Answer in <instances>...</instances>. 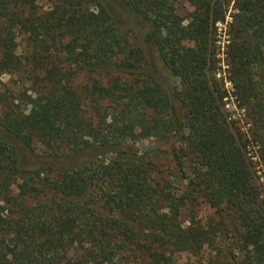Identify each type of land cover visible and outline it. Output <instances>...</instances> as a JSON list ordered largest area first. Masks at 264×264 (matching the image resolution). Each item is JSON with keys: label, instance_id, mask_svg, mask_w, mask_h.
<instances>
[{"label": "trees", "instance_id": "16d2710c", "mask_svg": "<svg viewBox=\"0 0 264 264\" xmlns=\"http://www.w3.org/2000/svg\"><path fill=\"white\" fill-rule=\"evenodd\" d=\"M48 1L0 0V264H177L204 247L209 264H246L241 246L264 264V0H189L186 16L175 0ZM4 74L31 91L11 99ZM148 138L182 144L171 176L184 187L161 151L143 158L134 144Z\"/></svg>", "mask_w": 264, "mask_h": 264}, {"label": "rangeland", "instance_id": "374dc122", "mask_svg": "<svg viewBox=\"0 0 264 264\" xmlns=\"http://www.w3.org/2000/svg\"><path fill=\"white\" fill-rule=\"evenodd\" d=\"M174 4L176 6L177 12L183 16L190 14V12H192L193 10V6L189 0H175ZM38 5L40 7V10L42 11L48 10L51 6L48 0H38ZM124 24L125 23L123 21H120V20L118 21V25L120 26L121 31L126 33L129 30L128 29L129 26L124 25ZM222 27L223 25H220L218 28V36H217L218 41L216 42L217 43L216 51L218 52L217 56L223 58L224 57L223 52L225 51L227 37L224 35V31H222ZM129 37H130V41L132 42V44H134V38L136 37L133 34V32L129 33ZM222 64L224 68L227 67L225 62H222V61L218 65H222ZM218 73H220L221 75H224L226 74V71L224 72V69L219 68ZM1 79H2V82L4 83L3 90L7 92V94L9 95L11 99L12 97H17V96L19 97L20 95L23 98V95H24L23 93L25 89H27L29 92L31 91L29 87L32 84V81H33L32 78L25 79L23 75L4 74L2 75ZM83 81H84V78L80 79L79 77L76 82L81 83ZM176 84L178 85V82H176ZM229 87H231V85H229ZM13 91L15 93H13ZM19 101H20L19 98H17L16 102L19 103ZM22 108H23V105H22ZM226 108L234 109V111L229 110V112H233V117L239 121L238 126L239 127L243 126L244 131H247L251 124L249 123V120L247 116L245 115V109L242 108V110L241 109L235 110V107H227V106ZM175 144H176V147L178 148L182 147V144L179 141H175V138H172L166 142H163V141L161 142L155 138L140 139L134 145L139 150V152L142 154L143 158H147V157L150 158L148 153H152L154 150L161 151L162 154H160V157L158 156L154 158V160H156L157 162H160L159 163L160 168L164 172L163 175H166V178L172 181L174 187L181 189L182 187H184L186 182L182 179H176L173 176H171V173L173 175L178 172L175 166V162H173L172 160L173 155L171 153ZM35 145H36L37 152H39L40 154H47L51 151V148L45 146L41 142H35ZM183 159L185 162L186 172L189 175H192V168H191V163H190L189 158L185 157ZM256 169L258 171L257 172V182L264 184V168L261 165L257 164ZM197 216L203 222L216 223V221L218 220V218L215 215V210L212 207H210V205L206 202L200 203L198 207V211H197ZM182 219L185 220V222L189 219V214L187 210L183 211ZM227 224H228V229L226 232L227 236L219 237L215 242L216 245L224 249V251L228 249L229 242H231L230 239H233L232 235L235 231L234 226L231 223V219L228 217H226V225ZM69 251H70L69 255L72 257L76 254L74 249L72 250L70 249ZM233 252L235 253L237 257H241V260H245L246 264H249L246 250L242 248V246H241V251L239 249H234ZM216 256H217V251L215 249H213L212 247H204L201 250V252L197 255H194L188 252H177L174 255V260L177 264H187V263L188 264H209L210 260L215 259Z\"/></svg>", "mask_w": 264, "mask_h": 264}, {"label": "built area", "instance_id": "2783aa9c", "mask_svg": "<svg viewBox=\"0 0 264 264\" xmlns=\"http://www.w3.org/2000/svg\"><path fill=\"white\" fill-rule=\"evenodd\" d=\"M224 75H225V74H224ZM218 76H219V77H222L223 75H221L220 73H218ZM228 84L232 86V84H231L230 82H227L226 86H227L228 88H230ZM232 105H233V104H232L231 102H228V103H227V107H233ZM234 107H235V106H234Z\"/></svg>", "mask_w": 264, "mask_h": 264}]
</instances>
